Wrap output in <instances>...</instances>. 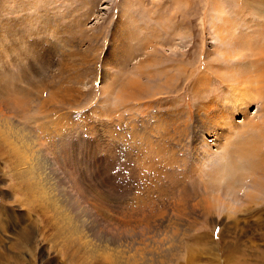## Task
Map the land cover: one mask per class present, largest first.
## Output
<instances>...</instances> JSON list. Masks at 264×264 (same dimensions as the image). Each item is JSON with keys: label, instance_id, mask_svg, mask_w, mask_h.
<instances>
[{"label": "rangeland", "instance_id": "374dc122", "mask_svg": "<svg viewBox=\"0 0 264 264\" xmlns=\"http://www.w3.org/2000/svg\"><path fill=\"white\" fill-rule=\"evenodd\" d=\"M263 175L264 0H0V264H264Z\"/></svg>", "mask_w": 264, "mask_h": 264}, {"label": "bare ground", "instance_id": "6f19581e", "mask_svg": "<svg viewBox=\"0 0 264 264\" xmlns=\"http://www.w3.org/2000/svg\"><path fill=\"white\" fill-rule=\"evenodd\" d=\"M125 95V94H124ZM126 96V95H125ZM249 141L251 142V136L249 138ZM212 147V146H211ZM229 152V151H228ZM235 152L238 153V158L234 159L232 164L229 165L227 164L226 166L224 165V163H226L225 161H227V153L226 155L222 158V155L220 156H215L213 154L209 155V160L211 163L213 164H218L219 161H223V165L220 166V168H226L227 171V177H229V182H232L233 180H235V182L233 183V186L236 182H238L239 180H241L242 176H241V168L243 167H249L250 169H254L256 166L251 164V162L249 163L247 160L252 157H256L257 159V153L258 152H250L249 150L243 148V147H238L237 149H235ZM234 152V153H235ZM230 153V152H229ZM260 153V152H259ZM229 155V154H228ZM230 157V156H229ZM231 160V159H230ZM245 161L246 164H245ZM249 163V164H248ZM262 168V167H261ZM242 181V180H241ZM231 186V184L229 185ZM228 186V187H229ZM227 187V188H228ZM226 188V189H227ZM232 187L228 188L231 189ZM253 189L256 191H264V175L260 177V179H258L257 182H255V185L253 186ZM221 189L216 190V192L220 191ZM237 186L235 185V187H233V189L231 190V192L228 194V196H235L237 194ZM227 191V190H226ZM124 255L123 253H121V256ZM6 262V261H5ZM130 262V261H129ZM126 263V262H125ZM9 264V263H8ZM110 264H120V263H110Z\"/></svg>", "mask_w": 264, "mask_h": 264}]
</instances>
